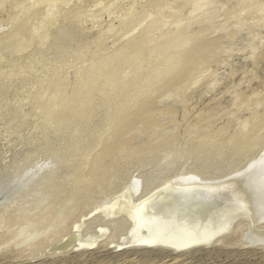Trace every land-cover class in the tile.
I'll list each match as a JSON object with an SVG mask.
<instances>
[{
    "label": "rangeland",
    "instance_id": "rangeland-1",
    "mask_svg": "<svg viewBox=\"0 0 264 264\" xmlns=\"http://www.w3.org/2000/svg\"><path fill=\"white\" fill-rule=\"evenodd\" d=\"M9 1L10 0H0V15H1L0 18H2V20H4V18H5L4 24H0V26H1L0 32L1 33H2V31H5L4 29H6V27H7V29H6L7 31L11 27V25L9 26V23L6 19L7 15H9L11 13V11H10L11 7L8 6V5H10V4H8ZM44 1L46 2L45 4H44ZM51 1H53V0H39V1L38 0H35V1L31 0V4L33 3L32 5L35 6V7H32V9H37L38 7H41V8L46 7V9H47L48 7H50L49 9H55V11L58 12L59 15L63 11L64 12L66 11L65 14L67 15L69 13L68 11L72 10V13H73V11H75L76 13H75V15L70 13V16L71 17L74 16L73 18H75V16L77 18V16H78L79 21L73 20V19H71V17H70V20L64 19V16L66 17V15H64V13H62V15H60V16L64 15L61 18L59 15L57 16L56 12L54 11L56 14V17L55 16H54V18L52 16H51L52 18L47 17V18H45L46 20L44 19V21L41 22V24L35 25L36 27L34 26L35 28H37V26L42 25V27L41 26L38 27V28H40V30H44V28H43V26H44L45 29H47L48 34L39 35L40 37L36 35L38 38L36 37V39L34 38L33 41L26 42V44L28 43L27 45H29V47H28L29 50L37 49L38 47L39 48L42 47L41 49L47 48L46 50H43V51H46V52H44V56H45V53L49 52L48 48H50V50H51L50 53L46 54L47 55L46 63H47V60L52 59L53 55H54L53 59H55L56 52L57 53L59 52V49L62 47L61 46L62 44L57 49H56V47L53 48L52 46H54L56 44L59 45V43L61 41H62L61 43H63V45H64V47H62L61 50L68 51L66 53V56H67V54H68V56H71L72 52L75 51V50H73V48L77 49L79 45L82 46V44L85 43L86 46L87 45L90 46V50L88 51L89 54L86 53L87 55H84L83 57H81V59L78 60L79 62H77L78 64L71 66V68H70V66H68L67 68L65 67L66 68L65 69V74H66L65 80L68 81V82H66L64 80L65 81L64 84L67 86V87H65L66 88L65 92H69V93H67L68 97H69V94H70V97H72V99L69 97L71 99L70 101L73 102V99H75L74 104L76 103V99L78 100V98L82 99V100L87 98L86 91L81 92L77 95L75 94V88L77 85L75 83L78 82V79L80 78V76L86 70L89 71L92 68V66H93L92 64H93V62L95 63L97 58L100 60H104L103 58H106V56L109 57V55L111 56V54L114 55V54L120 52V50H122L123 47H125L127 42H130L132 40L133 41H135V39L137 41H139L138 39L147 40V38H145V37L148 36V39H149V36H151L150 40L152 42V45L155 46V44H157V42L167 40V39H169V40L175 39L177 34H179L181 31L184 32L186 30L185 32L190 34L189 32H191V28H192V31L194 30L193 32H195V30L197 32V30L198 29L201 30L203 26H205V27L208 26L209 28L208 27L206 28L208 32H206V30L202 31L203 33L204 32L206 33V34H204L205 37H204V35L202 36L204 41H206V42H204V41L203 42H204V45L206 43L205 47H210L209 44L212 43L210 45H212L211 48H214V49L210 50V48H209V50H208V48H207V51H212V52H210L211 54L209 52H207V53H209V55L207 53H205L206 49L204 50L205 52L203 51L205 54L202 53V55L203 54L204 55L203 56L201 55V57L202 58L206 57V58L203 59L204 61L202 60L201 57H200L201 59L199 58L197 60V63L200 60L199 62H202L201 64H203V65L201 66V64H200L201 67L199 65L198 66L196 65V69H193V68H195V65L192 67V69L189 72V74L191 73V75L189 76V74H188L189 78L187 79V76L184 78V81L187 79L186 81L188 83L183 82V80H182V82L185 84V85H183V83L180 82V84L182 83L183 87H182V85H179V83H178V85L176 87H179V86H181V87L173 88L172 92L169 89V92H167V93H166L167 89H165V91H163V94L164 93L165 94L163 95L162 90H161V92L159 90L160 89L159 86L161 85V83L163 82V84H164V81H162L161 83H159V86L157 85L159 87V89L156 90V91H159L161 94L159 92H157L158 93V96H157L156 91H154L155 89H157V87L155 89L151 90L150 91L151 94L154 97H155V95H156V97H158V98L155 97L156 102H155V100H152L154 97L151 98L152 101L150 100V96L152 97V95L149 94L150 92L147 93L146 96L145 95L142 96L143 99H141L142 97H139L140 98L139 99L135 95L133 97L132 94L134 93V90H133L134 88H133L131 80L134 77L133 75L136 73V66L134 64H132L135 66V68H134V66H132L131 64H128L130 66L127 65V67L124 69V71L120 72V75L116 78L115 81L109 82L108 84H105V83L99 84V86H98V84H96L93 86V87H95V90H93L92 89L93 87H91L92 90L90 89L91 91L90 90L89 91L92 92V93H90L92 95L91 96L92 104L90 105L91 107L89 108V111H87L86 115H85L86 112L84 113V115L83 114L77 115L76 113L74 114L73 112H77V110L74 107H71L72 109L69 107L70 110L67 109L68 111L65 110V111H67V112H64L65 114L63 113V114L59 115V116H61V118L58 116L59 119H62L61 121H59V119H58L59 122L57 120H55V121H57V125H55L56 123H54V125L50 123L51 125H46L45 131H43V129H42L41 130L42 132L40 130L37 131L34 129V125L37 123V121L41 120L40 115L37 117L36 116H33V117L26 116L27 118L23 117L22 120L19 119L17 121L9 122V124L5 119H1L2 117L0 116V130H1L0 131L1 132L0 133V192L1 191L8 192L9 194H11V196H9V197H11V198L13 197L12 200H11V198L8 199V201L11 200V202L5 201L7 204L4 205L5 202H3L0 205L1 206L0 207V263H1V261H3L4 264H7V263L8 264L9 263L10 264L11 263L12 264H20V263L21 264H31V261H35V260L40 261V262L45 261L43 258L48 256V255L45 256V253L48 250L47 247L43 251L42 256L39 255L40 254L39 252L42 251L45 246H47L46 244H48L49 241L54 239L53 237L58 236L59 233H61V230H65L69 225L71 226V223H72L71 219L72 218H70V215L72 217L75 216V217H73V220L80 218L81 214H83V216H84L93 207V205L95 206L96 203L99 202V199L102 200L103 198H106V196H108L111 192L115 191V189H118L119 186L124 185L126 183V181L128 182L129 180H131L133 178V176H134V178H136L137 176H140L141 174H143V175L146 174L144 172L151 173L154 170H158L160 173L162 171L163 173H161V174L162 175L164 174L163 177L166 176L167 174H165V173H168V170L174 166L172 163H175V162H173L172 159H173V157H175L174 155H176V154L183 157L181 162L179 161V163H176L177 166L180 167V168L178 167V169H183L182 171H184L185 168H186L185 170H188V168H189L188 166L191 167V165L194 163L195 160L198 161V159L201 158L200 156H203V157L204 156L205 157L206 156L207 157L212 156V157H214L213 155L219 156V154H220V157L223 156L222 158L224 159V161H221L222 160L221 159L220 162L225 163L227 157L229 158V160L231 162L233 160V158L230 159L229 156H231V155H229V153L231 154L232 150L236 148L235 145L238 143L237 142L238 138L240 139V138L245 137V136L248 137V135H249V137H251L252 131L253 132H254V130L257 131L258 130L257 127H260L261 124L264 122V0H126V1L125 0H80V1H78V0H65L66 2L64 0H61L60 3L57 2L58 4L56 3V1H53V4H52ZM35 3H38V4H35ZM6 4H7V6H6ZM49 4H50V6H49ZM44 5H47V6L44 7ZM3 6H5V7L3 8ZM9 7H10V10H9ZM7 10L10 12L8 13ZM30 10H31V8H30ZM1 12H3V13H1ZM8 18H9V16H8ZM56 18L57 19L61 18L60 19L61 21L58 20L61 25L56 24V23H58ZM54 19H56L57 22ZM53 20L55 23L50 22ZM6 21H7V23H5ZM69 21H71V23ZM0 22H2V21L0 20ZM67 23H68V25H67ZM52 24H54V26H53L54 28H52ZM80 25L82 27L81 29H80ZM152 25H153V28H152ZM72 26H77L78 34L80 36H79V38H76L77 40H73L74 38L70 39V40L68 39V41H69L68 42L67 40H65V38L67 37V35H65V34H67L68 29L71 28ZM186 26L190 27V29L188 28L189 29L188 31L186 29L187 28ZM61 27H63V29H65V30H63ZM184 27H186V28L183 31ZM41 28H43V29H41ZM58 28L61 29V31ZM49 29H50V32L53 31V33H52L53 35H51V33L49 32ZM178 29H180L181 31L177 32ZM114 31L116 32V34L113 33ZM176 32H177V34H173ZM4 33L5 32H3L2 34H4ZM98 33H99V35H98ZM2 34H0V36ZM57 34L60 37L55 36ZM60 34L62 36L64 35V37L61 38ZM172 34H173V36L174 35H176V36L171 37ZM50 35L57 37L58 40H57V38L52 37V38L57 40V41L55 40L53 42L52 41L53 39L50 38L51 37ZM81 35H83V37ZM100 36H101V38H100ZM103 36H105V37H103ZM91 37L93 38V40L95 42L91 39ZM59 38H61V39H59ZM86 38H87V40L88 39H90V40L85 41ZM158 38H159V40H158ZM78 40H81L80 42H82V41L83 42L80 43ZM50 41H52L51 42L52 44L54 43L51 47L48 46V44H49L48 42H50ZM71 41H74V42H71ZM96 41H97V43H96ZM66 42H68V44H66ZM86 42H87V44H86ZM92 42L96 43V45L97 44L100 45V49L98 48L99 47L98 45L96 46ZM99 42H100V44H99ZM207 42H210V43L208 44ZM51 43H50V45H51ZM78 43H79V45H78ZM91 43H92V45H91ZM101 43H103V44H101ZM32 44H34V45H32ZM24 45H25V43H24ZM31 45L33 47L34 46L35 47L31 48L32 47ZM66 45H68V46H66ZM152 45L150 44V41H149V43H148L149 49L153 48ZM70 46H71V48H70ZM105 46H106V48H105ZM67 47H69V48H67ZM52 48H53V50H52ZM65 48H67V49H65ZM70 50H71V52H70ZM98 50H100V51H98ZM6 52L9 54L8 57L12 58L13 55L11 54V52H8V50H6ZM69 52L71 54H69ZM51 54H53V55H51ZM15 55H17V56H15ZM15 55H14L15 56L14 60H16V59L22 60L21 58H23V56L20 53H15ZM44 58H46V56ZM53 59H52V61H53ZM2 60L3 59L1 58L0 61L2 62ZM10 60H12V59H10ZM6 61H7V59H6ZM52 61H49V62L51 63ZM49 62H48V64H50ZM48 64H47V66H48ZM45 67H46V65H45ZM74 67L76 68V70ZM130 67H132V69ZM5 68H7V67H5ZM39 68L41 69V67L35 66V68L34 67L32 68L33 70H31V72L32 73L38 72L37 70H40ZM68 68L71 70H69ZM4 69H2V70L5 71L6 69L5 70ZM178 69H180L182 71L183 68H181V66H180V68L178 67ZM178 69H177V74H178ZM180 70H179L178 75H180V73L183 72V71L181 72ZM66 72H68V73H66ZM130 74H131V76H129ZM128 76H129V78L131 77L130 80H129V78H127ZM76 78H78V79H76ZM125 81L126 82L128 81V82L126 83ZM123 83H125L126 86L122 85L121 93L120 92L117 93L115 91V89L117 88L116 85L120 86V84H123ZM115 92L117 93L118 96L121 95L120 97L122 99H120V97H118L115 94ZM72 95H74V96H72ZM145 97L146 98L148 97L149 100L151 101V102L148 101V104L151 103V105L153 104L152 106H154V107H151V105H150L149 108H154V109H148L147 111H144V113H143V111L141 112V110H142L141 105L139 106L140 108H138V105H139V103L141 104V102L144 100H145L144 104H142V105H145V102L148 100V98L144 99ZM126 98H128V99H126ZM110 99H112V100H110ZM118 99H119V101H122L120 103L121 105L119 104L120 106L117 104V103H119ZM113 103H115V106ZM136 104H137V107H136ZM148 104L146 102V105H148ZM118 106L119 107L122 106V107L118 108ZM92 111H93V113H92ZM116 111H117V113H116ZM134 111H135V113H133L134 114V116H133V114L131 112H134ZM121 112H122V114H121ZM148 112H151L150 114H152V112H154L153 113L154 116H153V114L151 116H149L150 114ZM67 113H69V114L67 115ZM70 113H72V114L70 115ZM113 113H115V114H113ZM129 113H130V115L131 114L132 115L130 116ZM146 113H148L147 115L149 117H147ZM141 114H143V116H141ZM128 115H129V117H128ZM132 116H133V118L136 117V119L131 118ZM34 117H36V118H34ZM62 117L65 119H63ZM126 117H128V118H126ZM30 119H31V121L34 120V121H32L34 123L30 122ZM137 119H139V120H137ZM24 120H25V122H24ZM124 120H125V122H124ZM132 120L134 122L136 120V122H135L136 125L134 124L133 127H131L133 125ZM5 121H6V123H5ZM19 121H21L22 124ZM75 121H77V122H75ZM80 121H81V123H79ZM121 121L123 123H130V125L131 124L132 125L130 127H128V129L125 128V129H127V131H125L123 129L124 131L121 134L122 136L120 137L121 139L119 140L120 142H118V144H119V146H118V144L115 143V138H113L114 143H112L113 141H112L111 137H113V136L115 137L114 132H117V129H114V128H117L118 127L117 124L120 125ZM138 121H140V122L138 123ZM259 121L260 122L262 121V122L260 123ZM61 122H62V124H61ZM257 122L260 125H258ZM31 123H32V126H31ZM64 123L65 124L67 123V125L70 127L65 125L64 126L65 128L62 129L63 131H61V128L63 127L62 125ZM68 123H70V124H68ZM72 123H73V125H72ZM5 124H7V125L5 126ZM15 124L16 125L20 124V125L16 126ZM52 125L54 126V129L52 128L53 127ZM7 126H9V127H7ZM14 126L17 128L19 127V128L17 129ZM23 126L25 127V129H23L24 128ZM28 126H29V128H28ZM55 126H60L61 127L60 130L56 129L57 127H55ZM86 126H87V128H86ZM10 127H11V129H10ZM47 128L50 130V132ZM51 128H52V130H51ZM78 129L80 131H78ZM83 129H84V131H83ZM86 129H87V132H85ZM46 130H48V131H46ZM53 130H54V132H53ZM113 130H114V132H110ZM57 131L59 132L58 134H57ZM32 132H34V134ZM42 133H43V135H41ZM45 133H46V135H44ZM47 133H50L49 136L47 135ZM109 133H111V134H109ZM254 133H253V135H254ZM18 134H19V136H18ZM24 134H25V136L29 135L28 136L29 138L27 136L25 137ZM36 134L39 135L40 137H43L42 139L40 138L39 142L37 143V146H42L44 148L38 147V152L39 153L41 152V153L40 154L37 153V154H39V155H37L38 157L36 155H35V157L33 156L34 159L31 160V164H30V162L26 164V162L20 160V158L25 159L30 154H32L34 145H32V142H31L32 146L30 145V140L32 139L30 136L31 135L34 136ZM245 134H248V135H245ZM107 135H108V137H109V135H112V136H110L108 138ZM48 137H50V138H48ZM63 137H64V139H63ZM105 137L108 138V140L111 139L110 140L111 142H109V141L107 142V139ZM26 138H27V140H26ZM44 139L46 141H44ZM28 140H29V142H28ZM47 140L48 141L50 140V141L48 142ZM104 140L108 143V145H106L104 143L105 142ZM41 142H43V144L45 143L44 146H43V144H40ZM68 142H70V143L68 144ZM51 143L56 147L51 145ZM58 143L59 144L61 143L62 147ZM64 143H66L65 146H64ZM102 144L104 145V147ZM27 145L30 147H27ZM74 145H75V147H74ZM250 145L251 144H249L247 146L248 149H246L247 147L246 148L244 147L241 150H238L239 146H237L236 149L238 151H242V153L238 152L236 149H235L236 152L235 151L232 152V156L234 157V160H236V162H238L235 165H237L238 167H240L244 164L240 165V163L238 161L240 158H237L238 156L236 157L238 160L235 158L236 153L243 154L244 158L241 157L242 158V161L240 160L241 163L242 162L244 163L245 161H246L245 163H247L249 161L248 157L252 158V156L255 153V152L252 153V151H255V150L253 149L254 147H251L252 145L251 146ZM92 146L94 147V149ZM111 146L116 147V148H113ZM60 147H61V149H60ZM64 147L66 149H64ZM105 147H107L108 150ZM249 147H251L250 150L251 149L252 150H251V152L248 153L247 151H250ZM104 148H105V151H104ZM31 149H32V151H28ZM41 149H43V150H41ZM219 149L221 150V152L218 151ZM48 150H49V152H48ZM83 150H85V151H83ZM93 150L95 152H93ZM110 150H112V151H110ZM42 151H44V152H42ZM50 151H52L53 153ZM55 151H56V153H54ZM57 151H60V154H62V155H60L59 152L57 153ZM72 151H73V154H72ZM80 151H82V152H80ZM62 152L65 153L66 155L63 154ZM66 152L68 153V157H67ZM25 153H27V154L29 153V154L26 155ZM101 153H102V155L100 156ZM250 153L252 154V156L250 155ZM52 154H54V156L55 155L59 156L60 160L58 157L54 158V156ZM107 154H109V155H107ZM42 155L45 157L48 155L46 157L47 159L45 157H43ZM49 155H50V158H49ZM63 155H65L66 157L63 158ZM178 155H176V156H178ZM247 155H250V156H247ZM16 156H18V157H16ZM21 156H23V158ZM39 156L40 157L42 156L41 157L42 161L40 160V162H41L40 165H43L45 162H48V159H51L50 160L51 163H50V161L48 162L50 164L48 166L49 168L46 169L49 173H47L45 170H43V171H45V174L46 173L47 174L46 175L42 174L41 176L39 174V176H38L39 178L36 177L35 178L36 180L35 179L33 180V181H35L34 183L37 186L33 185L34 183H32V185L29 187L30 189L29 188L26 189L28 192L27 193L24 188L22 189L21 186L19 184H17V182L20 181L19 180L20 178L17 179L18 175L16 176V178H14L15 175L17 174L15 171L19 172L18 174L22 175V173H24L22 171L25 170V174H27L26 172L28 170H26L25 168H27V167L29 168V166L31 167V169L36 168L34 163L36 165L39 164V162H38L39 161L38 159L40 158ZM217 157H215V158H217ZM18 158H19V160H18ZM186 158H187V160H186ZM44 159H46V160L44 161ZM97 159H98V161H97ZM183 159H185V160H183ZM218 159H220V158L218 157ZM15 160L18 162L17 164H19L21 162L26 164L25 165V164L21 163V165H20L22 167V169H24V170L21 169L22 171L20 172L19 169L21 167L13 162ZM35 160H37V161H35ZM93 161L96 162V164L94 165V168L92 167L93 166L92 164L94 163ZM188 161H189V163H188ZM56 162H57V164H56ZM97 162H99V163H97ZM166 162H167V164H165ZM230 162H228V163L230 164ZM236 162H234V163H236ZM224 163H222V164H224ZM226 163H227V161H226ZM234 163H231L232 166H234ZM28 164H29V166H27ZM45 164H47V163H45ZM170 164L173 166H170ZM186 164H188V166ZM33 165H34V167H33ZM40 165H39V167H41ZM181 165H182V168H181ZM225 165H228V164H225ZM24 166H25V168H23ZM52 167L53 168L57 167V168L53 169ZM9 169H10V171H9ZM37 169L38 168L35 169L36 172H38V170H39V169L38 170ZM138 169H140V170L138 171ZM178 169H176L177 173L180 171ZM49 170L52 172H50ZM140 171H142V172H140ZM52 173H53V176L52 175L50 176V174H52ZM136 174H138V175H136ZM23 175H22V177H23ZM43 175L46 177H44ZM40 177H42V178H40ZM49 177H50V179H49ZM51 177L56 181L53 180L54 181L53 182L51 180ZM44 178L45 179L48 178V180H51L53 183H56V188L55 187L51 188L50 185L52 183H47L48 180L47 181L42 180ZM86 179H87V182H86ZM80 181L82 182V184ZM40 182H42V184ZM75 182L76 183L80 182L79 184H81L80 185L81 187L78 188L79 184H76ZM44 183H45V185H44ZM62 183H64L67 186V187H65L66 189L63 187L64 184H62ZM86 183L87 184L91 183L90 184L91 186L87 185V186H89V187H87ZM43 185L45 188L43 187ZM73 185H75V186H73ZM76 185H78L77 188H76ZM113 185H114V187H112ZM47 186L50 188H48ZM36 187H38V188H36ZM57 187H58V191L60 190L59 193H57V190H56ZM60 187H63L62 191H61ZM68 187H69V189L67 190ZM116 187H118V188H116ZM16 188L17 189L20 188L19 192H21V190L22 191L24 190V192H21V193L18 192V193H15L16 196H12V193H14L16 191ZM31 188H32V190H31ZM73 188L75 190H77V189L81 190V188H82V190H81L82 192L75 191V190L73 192L71 190ZM51 189H53L54 191L52 192ZM86 189L88 192H90L89 195H88ZM66 190L67 191L70 190L69 192L72 191L73 193H71V194H73L72 196L74 198L69 197L70 193L67 192L68 193L67 194ZM50 192H52V194L55 192L52 196L53 198H51L50 195H52V194H50ZM60 192H62V195H64L63 193H66L68 198H73L74 199L73 203L75 205H73V203L70 202L72 200V199H70L69 201L67 200L70 204L67 203L65 205V203H63L67 207L69 204V208L64 206L66 209L65 208L63 209V206L61 207V205H57L59 207L56 206L57 211H55L56 210V209H54L55 206H52V205L53 204L56 205V203H53L52 205H50V204L52 203V201L56 202L55 199L57 200V198L59 196H62V195H59ZM77 192L78 193L80 192L79 194L82 193V195H80L79 198H78L79 195H77L78 194ZM15 194H13V195H15ZM83 195H85V196L88 195L90 198L88 196L86 198ZM17 197H19V200ZM23 197H25V198H23ZM46 197H49V198L44 199ZM54 197H56V198L54 199ZM75 197L78 199H75ZM81 197H85L84 198L85 201L84 200L82 201ZM50 198H51V200L53 199L51 201V203L47 202V200L50 201L49 200ZM91 198H92V200H91ZM43 199H44V201L46 200V204L48 203L49 206L52 207V209L55 211V213H53L54 211H52V209H50L49 206H48V208L50 209V211H48L49 209L47 207L43 206V203H42ZM74 201L75 202L76 201H79V202L82 201V202L81 203H79V202L75 203ZM91 201H93V202H91ZM95 201H97V202H95ZM12 202H14V204ZM71 204L73 205L74 208L72 207ZM76 204H78V205L76 206ZM2 205H4V206H2ZM6 205L8 206V208ZM70 205L73 208L75 215H73L74 212H73L72 208L70 207ZM40 206L43 207V210L45 208H47V211L45 209V211L47 212L46 213L47 215H48V212L51 215L50 212L52 211V214L54 216H56L57 215L56 213H58V210L59 211L61 210L58 214H60V213H62V214H60L59 216L57 215L56 218L54 217L53 219H55V220L50 218L51 216L48 215L49 218L47 219V221H46V219L44 221V219L42 218L43 216L42 217L40 216V218L43 219L44 225H46V224L50 225L51 224V226H49V225L44 226L41 223L42 219L40 222L39 216H32V215H35L36 213H37V215L42 214L43 212H44L43 213L44 217L47 216L45 214V211H43V210H42V212L40 211L42 209V208L40 209ZM22 207L24 210L22 209ZM69 209L72 210V212H73L72 214H71V211ZM65 211L67 213L69 212L70 215L67 214V217L69 216L68 218H70V219L68 221L69 223L64 222L67 225L63 223V225L67 226V227L62 226V229H61V227H60L61 224L59 226L58 223H61V220H62L61 218H64L66 216ZM14 214L15 215L20 214V216H18V217H20L19 221L21 224L18 222L17 227L14 224L18 221V218L17 219L14 218L15 217ZM21 215H22L23 219H24V217L25 218L29 217V218H27L28 220L31 218V220H29V221H31V225H28V223H30V222L27 219H25V223L27 222L26 225H25V223H22ZM28 215L34 217V220L32 217H30ZM35 217H37L36 219L39 220L38 226H36L37 223L34 224V222H33L36 220ZM1 219H4V220H1ZM15 219H16V221H15ZM51 219H52V221H51ZM56 219H57V221H56ZM13 221L15 222L14 224H13ZM23 222H24V220H23ZM39 222L43 226H41ZM53 222H55V224H53ZM258 223H256V222L252 223V224L249 223L248 225L243 226L244 228H241V230L238 234L232 235L230 238L225 240V242H220L219 245H218V243H216L217 245L214 244L215 246L213 245V247L210 246V247H206V249L199 250V252L198 251L193 252L191 255H188L184 258L185 263L189 264L190 263L189 261H192L190 264H203V263L204 264H206V263L207 264H212V263L213 264H233V263L234 264H236V263L237 264H239V263L240 264L241 263L242 264H250V263L251 264L252 263L253 264L254 263L260 264L261 263L262 264V263H264V249H261L263 247L260 246L259 248H256V247L254 248V247H252L251 244H249V245H251V247H250L247 244V242L245 244V240H244V234H246V231L248 233V231L251 228H253L254 226H256ZM11 224H13L15 227L14 226L12 227ZM22 224H24V226H22ZM32 225H34V226H32ZM56 225L58 226V230H57ZM259 225H260V223H259ZM47 226H49L50 228H48ZM11 227L13 229H15V228L16 229L14 231H12L13 229ZM51 227L52 228L54 227L56 230L54 228L51 229ZM38 228H40V229H38ZM42 228L43 229L48 228L50 230L48 231V233H46L48 229L47 230L45 229L46 231L41 233V230H43ZM244 229H247V230H244ZM51 230H53V231L55 230L57 233L53 232V231L51 232ZM49 232H50V234H49ZM42 234L46 235V236H50L51 234H54L55 236L52 235L53 237L50 236L49 237L50 239H49V238H46V236H43ZM47 234H49V235H47ZM29 235H30V237H29ZM36 236L37 237L41 236V237L37 238ZM31 237L34 238V241L35 240H38V241H35V243L31 242L32 241V240L30 241ZM46 239H48L47 240L48 242L46 241ZM27 240L32 244H30V243L28 244ZM39 240L46 243L45 246H44V243L40 242ZM36 242L37 243L39 242V245L43 243L41 245L42 249H40L41 247ZM34 247H36V249ZM30 248L31 249L34 248L35 250L34 249L31 250ZM39 249H40V251H39ZM99 250H98L99 253L97 251H95L93 253L92 252L87 253L89 255L93 254L91 257L89 255H87L86 253H84V255L83 254H78V255L72 254V255L67 256L65 258V260L63 258V259H57V261L62 260V262L64 264H72L73 262H75L73 264H78L80 261L85 262V263L81 262L80 264H88L89 261L91 262V260H92V262L89 264H95V263L98 264L99 261H100L99 264H111V263L112 264H115V263L116 264H118V263H121V264H125V263H127V264H136V263L137 264H140V263L141 264H149L150 263V264H152L153 263L154 264L156 262H160V260L163 258V254H161L162 255L161 256L160 253L156 254V252H152V253L150 252L151 254L148 253L150 255V257H149V255L147 256L146 253H144V256H143V252H137V253H135V252L130 253L129 252L128 253L129 255L127 253L118 255L116 253H118L119 251H114V248L110 249V247L104 248V249H99ZM32 252H34V254ZM48 252H49V250H48ZM114 252H116V253H114ZM95 255L99 259V261H96V260H98L96 257L94 259ZM114 255H117V256L114 257ZM193 255H194V257H193ZM39 256L43 260H40ZM104 256H105V258L103 259ZM123 256H124V258H123ZM145 256L148 258H146ZM154 256L155 257L159 256V257L157 259ZM75 258H77V263L75 261L76 260ZM87 258H90V259H87ZM91 258H93V259H91ZM119 258L120 259L122 258V259L120 260ZM141 258L143 259L144 262H142ZM72 259H73V261H72ZM100 259H102V260H100ZM114 259H115V261H114ZM149 260H150V262H147ZM101 261L102 262L104 261L105 263H102ZM151 261H153V262L151 263ZM106 262H108V263H106Z\"/></svg>",
    "mask_w": 264,
    "mask_h": 264
},
{
    "label": "bare ground",
    "instance_id": "bare-ground-1",
    "mask_svg": "<svg viewBox=\"0 0 264 264\" xmlns=\"http://www.w3.org/2000/svg\"><path fill=\"white\" fill-rule=\"evenodd\" d=\"M32 1H35V0H32ZM53 1H56V3L57 2L60 3L61 0H53ZM53 1H51L52 4H53ZM78 1H80V0H78ZM45 3L46 2L44 1V4ZM8 4H10L8 6L11 7V10H10V7H9V10L11 11V13L9 15H7L6 19H7L8 23H9V26L11 25V27H10V29H8V31L6 30L7 29V27H6V29H4L5 31H2V33L5 32L4 34H2L0 32V34H2L0 36V57L3 59L2 62L0 61L1 62L0 63V68H1L0 69V116L2 117L1 119H5L8 122V124H9V122L17 121L19 119L22 120L23 117H26V116H29V117L36 116L37 117V116L40 115L41 120L37 121V123L34 125V129L37 130V131L38 130L41 131L42 129H43V131H45L46 125H51V124L54 125V123H56L55 125H57V121H58L59 117L61 118V116H59V115L63 114L64 112H67L68 111L67 109L70 110L71 107H74L77 110V112H73L74 114L76 113L77 115H81V114L84 115V113L86 112L85 113V115H86L87 111H89V108L91 107L90 105L92 104V100H91V96L92 95L90 94L92 92H90V91L92 89L95 90V87H93V86L96 85V84H98V86H99V84H104V83L108 84L109 82L115 81L116 78L120 75V72H123L128 64H131V65L134 64L136 66V73L133 75L134 77L131 80L133 88H134L133 89L134 93L133 92H132L133 94L131 93L133 95V97H134V95L136 97H138V98L142 97L144 95L146 96L147 93H149L151 90L155 89L156 87H157V89H155L154 91L158 90L159 87H160L159 90H160V92L162 90V94H163V91H165V89H167L166 93L169 92V89L172 92L173 88H175L178 85V83H179V85H182L183 82H187L186 80L189 78L188 74H189L190 70L192 69V67L195 65V68H193V69H196V65L200 66V64L202 63V62H199L200 61L199 60L198 61L199 64H198L197 60L201 57L202 53L205 52L204 50L206 49L205 53H207V52L210 53L212 51H207V48H208V50H209V48H210V50L214 49V48H211L212 45H210V44H212V43H210V42H207L208 44L210 43L209 44L210 47H205L206 43L204 45V42H206V41H204L202 36L204 34H206V33L205 32L203 33L202 31L206 30V32H208L207 29H206L208 26H206V27L203 26L205 29L202 27V29L201 28H200L201 30L198 29L199 31L197 30V32H196V30H195V32H193L194 30L192 31V28H191V32L192 33L189 32L190 34L185 32L186 31L185 30L186 27H187L186 28L187 31L190 29V27H188V26L184 27V29H183V31L185 30L184 32H182L180 29H178L177 32H180V31L181 32L179 34H177V32L173 33V34H177V36L176 35L173 36V34L171 36V37H175L176 36L175 39H172V40H169V39L163 40L162 39L163 41L157 42V44H155V46L152 45V42L150 40L151 36H149V39H148V36H146L145 38H147V40H145V39H138L139 41H137L136 39H135V41L132 40L133 42L132 41L127 42L125 47H123V49L120 50V52H118V53H116L114 55L111 54V56L109 55V57L106 56V58H103L104 60H100V59L97 58L98 60L96 59L95 63L93 62V64H92L93 66H92V68L89 71L88 70H86L85 72L83 71L84 73L80 76V78L79 79L76 78V79H78V82L75 83V84H77L76 88H75V94L77 95V94H79L81 92L86 91L87 98H85L84 100L78 98V100L76 99V103L74 104V102H75L74 100L75 99H73V102L70 101L72 99V97H70V94H69V97L71 98L70 99L68 97V94H67L69 92H65L66 91L65 87H67V86L64 83H65V81L68 82L67 80H65V78H66L65 77L66 76L65 69L68 66H70V68H71V66H74L75 64H78L77 63V62H79L78 60H80L81 57H83L84 55H87L86 53H88V51L90 50V46H88V45L86 46L85 43L82 44V46H80L79 43H78V45H79V46L77 45L78 48L77 49L73 48V50H75V51L72 50L73 51L72 54L70 53L71 52V50H70L69 54H71V56H68V54H67V56H68L67 57L66 53L68 51L61 50V48L64 47L63 43H61L62 41L59 43V45H57L55 43L56 45L52 46L54 43L52 44L51 42L52 41L54 42L56 40L54 38H57V37H60V36L58 34L55 35L57 37L51 36V35H53L52 34L53 31L51 30L52 32H50V29H51L50 28L49 29V32L51 33V35H50L51 37L50 38L53 39V40L48 42L49 44L47 43L48 46H50V47L52 46L53 48L56 47V49H57L62 44L61 45L62 47L59 49L58 53L56 52L55 59H53L54 55L51 54V55H53L52 56L53 61H52V59L51 60H47V63H46V59H47V55L46 54L50 53V51H51L50 48H48L49 52L45 53L46 58H44L45 57L44 56V52H46V51H43V50H46L47 48L46 49L45 48L41 49L42 47L39 48L37 46L38 47V48L36 47L37 49L29 50V48H28L29 45H27L28 43L26 44V42L33 41L34 38L36 39V37L39 36V35L48 34L47 33V29H45L44 26H43L44 30H40V28H38V27H40V26L42 27V25L37 26L38 29L35 28L36 27L35 25L41 24V22L44 21V19L47 18V17H51L52 16L54 18V16L56 17V14L58 16L59 15L58 12H56L55 9H49L50 7H48L46 9L45 6H47V5H44L45 8L38 7L37 9H32V7H35V6L32 5L33 3L31 4V0H10ZM35 4H38V3H35ZM6 6H7V4H6ZM49 6H50V4H49ZM4 7L5 6H3V8ZM30 8H31V10H30ZM10 11H8V13ZM54 11L56 12V14H55ZM65 12L63 11L62 13H64V15H66ZM68 12H69L68 13L69 15L67 14L66 17L64 15L63 16H64V19H69L70 20V17H71L70 13L75 15L76 12L73 11V13H72V10L71 11L69 10ZM1 13H3V12H1ZM62 13L60 15H62ZM8 16H9V18H8ZM63 16H60V17L62 18ZM0 17H1V15H0ZM73 17H71V19L78 20V16H77V18H76V16H75V18H73ZM61 18H59V19L56 18V19L58 21ZM56 19H54V20L56 21ZM0 20L2 21V22H0V24H4L5 18H4V20H2V18H0ZM54 20L50 21V22L53 23ZM7 21L5 23H7ZM71 21H69V22L71 23ZM56 24H60L59 21ZM67 25H68V23H67ZM53 26H54V24H52V28H54ZM0 28H1V26H0ZM43 28H41V29H43ZM61 28L63 29V27H61ZM81 28L82 27L80 25V29ZM152 28H153V25H152ZM59 30L61 31V29H59ZM63 30H65V29H63ZM113 33L116 34L115 31ZM65 35H67V37L65 38V40H67V41H68V39L70 40V39H73V38H74L73 40H77L76 38H79V36H80L78 34L77 26H72L71 28H69L68 31H67V34H65ZM98 35H99V33H98ZM81 36L83 37V35H81ZM52 37H54V38H52ZM62 37H64V35L63 36L61 35V38ZM103 37H105V36H103ZM204 37H205V35H204ZM61 38H59V39H61ZM100 38H101V36H100ZM91 39L93 40L92 37H91ZM57 40H58V38H57ZM88 40H90V39H88ZM88 40L86 38L85 41H88ZM158 40H159V38H158ZM78 41L80 42L81 40H78ZM149 41H150V44L153 46V48H151V49H149V46H148ZM68 42H66V44H68ZM71 42H74V41H71ZM82 42H80V43H82ZM94 42H92V43H94ZM24 43H25V45H24ZM50 43H51V45H50ZM92 43H91V45H92ZM96 43H97V41H96ZM96 43H94V45H96ZM86 44H87V42H86ZM99 44H100V42H99ZM101 44H103V43H101ZM32 45H34V44H32ZM66 46H68V45H66ZM98 46H99L98 48L100 49V45H98ZM34 47L32 46L31 48H34ZM53 48H52V50H53ZM67 48H69V47H67ZM67 48H65V49H67ZM70 48H71V46H70ZM105 48H106V46H105ZM6 50H8V52H11V54L13 56L15 55V53H20L23 56V58H21L22 60H17V59L14 60L15 56H17V55H15L14 57L12 56V58H9L8 57L9 54L6 52ZM98 51H100V50H98ZM209 53H207V54L209 55ZM205 58L206 57L202 58V60L205 59ZM6 59H7L8 62L6 61ZM10 59H12V60H10ZM49 61H52V62L50 63ZM48 62L50 64H48ZM47 64H48V66H47ZM45 65H46V67H45ZM134 65H132V66H134ZM202 65L203 64H201V66ZM35 66L36 67H41V69L39 68L40 70H37L38 72L32 73L31 70H33L32 68L33 67L35 68ZM128 66H130V65H128ZM135 66H134V68H135ZM180 66H181V68H183L182 69L183 72L180 69H178V67L180 68ZM5 67H7V68H5ZM130 68L132 69V67H130ZM2 69H4L5 71H3ZM177 69H178V74H179V70L182 72V73H180V75L177 74ZM69 70H71V69H69ZM75 70H76V68H75ZM66 73H68V72H66ZM190 75H191V73L189 74V76ZM129 76H131V74ZM129 76L127 78H129ZM186 76H187V79L184 81V78ZM130 78H129V80H130ZM182 80H183V82H182ZM162 81H164V84H163ZM180 82H182V83L180 84ZM159 83H161L160 86H159ZM122 85L126 86L125 83L120 84V86L116 85L117 88L115 89V91L117 93H119V92L121 93ZM183 85H185V84L183 83ZM183 85H182V87H183ZM91 87H93V88L91 89ZM179 87H181V86H179ZM179 87H176V88H179ZM116 92H115V94L117 95ZM157 92H159V91H156V93ZM149 94L152 95L151 92ZM72 96H74V95H72ZM120 96H118V97H120ZM157 96H158V93H157ZM153 97H154L153 95H152V97L150 96V100ZM155 97H156V95H155ZM155 97L152 100H155V102H156ZM147 98L145 97L144 99H147ZM156 98H158V97H156ZM120 99H122V98L120 97ZM126 99H128V98H126ZM141 99H143V97ZM110 100H112V99H110ZM150 100L148 98V100L146 101L147 104H148V101L149 102L152 101V100L151 101ZM118 101H119V99H118ZM144 101H142L141 104L139 103V105H138V108H140L139 107L140 105L142 107L141 108L142 109L141 112L143 111V113H144V111H147L148 109H154V108H149L151 103L146 105V102H145V105H142V104H144ZM121 102L122 101H119V103H117V104L119 105ZM113 104L115 106V103H113ZM152 105H151V107H154ZM119 106H118V108L122 107V106L121 107H119ZM136 107H137V104H136ZM65 110H67V111H65ZM93 111H92V113H93ZM116 113H117V111H116ZM131 113L133 114V113H135V111L131 112ZM148 113L150 114L151 112H148ZM148 113H146V115ZM153 113L154 112H152V114ZM68 114L69 113H67V115ZM71 114L72 113H70V115ZM113 114H115V113H113ZM121 114H122V112H121ZM152 114H150L149 116H151ZM129 115H130V113H129ZM129 115H128V117H129ZM133 116H134V114H133ZM133 116L131 118H133ZM141 116H143V114H141ZM149 116L147 115V117H149ZM153 116H154V114H153ZM36 117H34V118H36ZM128 117H126V118H128ZM63 119H65V118H63ZM133 119H136V117H134ZM139 119H137V120H139ZM55 120H57V121H55ZM61 120L62 119H59V121H61ZM125 120H124V122H125ZM6 121H5V123H6ZM32 121H34V120H32ZM32 121L30 119V122H32ZM19 122L21 123V121H19ZM24 122H25V120H24ZM62 122H61V124H62ZM75 122H77V121H75ZM132 122H133V125L131 124L132 126L130 125V123H123L121 121L120 125L117 124V126H118L117 128L113 127L114 129H117V132H114V130L110 131V132H114L115 133V137L114 136L111 137L112 141H113V138H115V143L118 144V142H120L119 140L121 139L120 137L122 136L121 135L122 132L124 130L127 131L128 127H130V126L133 127L135 122H136V120H135V122L132 120ZM139 122L140 121H138V123ZM32 123H34V122H32ZM32 123H31V126H32ZM73 123H72V125H73ZM79 123H81V121ZM68 124H70V123H68ZM257 124L260 125L258 122H257ZM263 124H264V122L261 124L260 127H257L258 130L255 128L257 130V131L254 130L255 133L252 131V136L251 137H249L248 134H245V135H248L249 138L247 136H245V135H244L245 137H242L240 139L238 138V140H237L238 143L236 142L237 144L235 145L236 148H237V146H239L238 150H241L244 147L246 148L249 144H251L252 146L251 145L250 146L254 147L253 149L255 150V151H252V153L255 152L253 156L250 153L252 158L248 157L249 161L247 163H245L246 161L244 163L243 162L241 163L240 160L242 161V158H244V156H243V154H240V153H242V151H238L235 148L238 152H240V153H236V156L234 155L235 158L238 156L237 158H240V159L239 160L237 158L236 159L239 161L240 165L244 164V165H242L240 167L235 165L238 162H236V160H234V157L232 156V152L233 151L236 152L235 149L232 150L231 154L229 153V155L232 156V157L231 156H229V157H230V159L233 158V160H232L233 162L232 161L230 162L228 157H227L228 160L226 159L227 163H226V161H225V163L224 162H220L221 159H222L221 161H224V159L222 158L223 156L220 157L219 153H218L219 156L218 155L217 156L220 159H218V157L215 156V155H213L214 157H212V156H209V157L200 156L201 157V158H199L200 160L198 159V161L195 160L194 163L192 162L193 164L191 165V167L188 166V164H186L189 168H188V170H185L186 169L185 168L184 171H182L183 169H178L179 166H177V164H176V163H179V161L181 162L183 157H181L180 155L176 154L178 156L174 155L175 157H173V159H172L173 162H175V163H172L174 166L170 164V166H173V167L168 170V173H165V174H167L166 176L163 177L164 174L163 175L161 174L163 172L161 171V173H160L158 170H154L151 173L144 172L146 174H144V175L141 174L140 176H137L136 178H134V176H133V178L131 180H129L128 182L126 181V183L124 185L119 186V188L116 187L118 189H115V191L111 192L108 196H106V198H103L102 200L99 199V202L96 203L95 206L93 205V207L84 216H83V214H81L82 217L80 216V218H78L76 220H73V217H75V216L72 217L69 214V212L67 213L65 211L66 212V216L64 218H61L62 219L61 223H58V222L57 223H58L59 226L61 224L60 227L62 229V226H64L63 223L64 222L67 223L69 221V219L72 218L71 219L72 220L71 221L72 222L71 226L70 225H69L70 227L69 226L68 227L64 226V227H67V228L65 230H61V233H59V235L57 234L58 236H55L54 234H51L50 235L51 237H53V236H55V237H53L54 239L51 238L52 240L49 241L48 244H46L43 241L39 240L40 242L44 243V246H45V244L47 245L45 247L43 246L44 249L42 251H40V249H42L41 245L43 243L39 245V242L38 243L36 242L41 247L39 249V251H40L39 255H41V256L43 255V251L46 249V247L49 250V252L47 250V252L45 253V256L48 255L45 258H43L45 261L40 262V261H36L35 260V261H31V264H64L62 262V260L61 261H57V259H63L64 258V260H65V258L67 256L72 255V254L73 255L74 254H77V255L78 254H83L84 255V253L87 254L89 252H92V253L95 252V251L98 252L99 249H104V248H109V247H110V249L114 248V251H119L118 253L114 252V253H116L118 255L124 254V253L128 254L129 252L130 253H132V252H135V253L143 252V256H144V253H146L147 256H148L149 255L148 253H150V252L151 253L152 252H156V254L160 253V255L163 254V258L160 260V262H156L155 261L156 263H154V264H187V263H185V260H184V258L186 256L191 255L193 252H196V251L199 252V250H201V249H206V247H210V246L213 247V245L216 244V243H218V245H219L220 242H225V240L230 238L232 235L238 234L240 232L241 228H244L243 226L248 225L249 223L252 224V223H255V222L256 223L259 222L260 225L258 223L256 226L251 228L248 231V233L246 231V234H244L245 244L247 242L248 245L251 244L252 247H254V248L255 247L259 248L261 246V247H263L261 249H264V125ZM6 125L7 124H5V126ZM19 125L20 124H18L16 126H19ZM65 125H67V123L66 124L64 123L62 125L63 126L62 128L60 127L61 125L60 126H55V127H57L56 129H59V130L61 128V131H63L62 129L65 128L64 127ZM7 127H9V126H7ZM68 127H70V126H68ZM15 128H17V127H15ZM28 128H29V126H28ZM52 128L54 129V126ZM52 128H51V130H52ZM86 128H87V126H86ZM125 128H127V129H125ZM10 129H11V127H10ZM23 129H25V127ZM48 130H46V131H48ZM78 131H80V130L78 129ZM83 131H84V129H83ZM49 132H50V130H49ZM53 132H54V130H53ZM85 132H87V129H86ZM32 133L34 134V132H32ZM58 133L59 132L57 131V134ZM253 133H254V135H253ZM49 134L50 133H47L48 136H49ZM109 134H111V133H109ZM41 135H43V133ZM44 135H46V133ZM112 135H109V137L112 136ZM18 136H19V134H18ZM24 136H25V134H24ZM26 136L28 137L29 135H26ZM30 137L32 138L30 140V145H31V142H32V145H34L33 146V152H32V154H30L25 159H21L20 158V160L25 161L26 164L29 163V162L31 164V160L34 159L33 156L35 157V155L37 156V155H39L41 153V152L40 153L38 152V147L44 148L42 146H37V143L39 142L40 138L42 139L43 137H40L37 134L34 135V136L31 135ZM107 137H108V135H107ZM48 138H50V137H48ZM108 138H106L107 142L108 141L111 142L110 141L111 139L108 140ZM63 139H64V137H63ZM26 140H27V138H26ZM44 141H46V140L44 139ZM28 142H29V140H28ZM107 142L105 141L104 143L106 145H108ZM69 143L70 142H68V144ZM112 143H114V141ZM40 144H43V142H41ZM44 144H43V146H44ZM28 145H27V147H30ZM51 145H53V144L51 143ZM59 145L62 147L61 143ZM65 145H66V143H64V146ZM118 146H119V144H118ZM54 147H56V146H54ZM61 147H60V149H61ZM74 147H75V145H74ZM103 147H104V145H103ZM111 147H113V146H111ZM251 147H249V150H250ZM105 148H107V147H105ZM105 148H104V151H105ZM113 148H116V147H113ZM64 149H66V148L64 147ZM93 149H94V147H93ZM246 149H248V147ZM41 150H43V149H41ZM107 150H108V148H107ZM251 150L247 151V152L249 153V152H251ZM28 151H32V149L28 150ZM44 151H42V152H44ZM83 151H85V150H83ZM110 151H112V150H110ZM218 151L221 152L220 149ZM48 152H49V150H48ZM50 152H52V151H50ZM58 152L60 154V151H57V153ZM80 152H82V151H80ZM93 152H95V151L93 150ZM37 153H39V154H37ZM54 153H56V151ZM25 154L28 155L29 153L28 154L25 153ZM63 154H65V153H63ZM72 154H73V151H72ZM52 155L54 156V154H52ZM60 155H62V154H60ZM65 155H63V158L66 157ZM101 155H102V153L100 154V156ZM107 155H109V154H107ZM250 155H247V156H250ZM16 157H18V156H16ZM21 157L23 158V156H21ZM41 157L39 159L37 158L39 160L38 161L39 162L38 165H36L34 163L36 168L39 169V170L37 169L38 172H36V170H35L36 168L31 169L29 164L27 166H29L30 169L27 166L26 167L28 169L25 168V166L23 167L26 170H28L26 172L27 174H25V170L22 169V167L20 166L22 162L17 164L18 162L16 160L13 161L14 163H16L17 165H19L21 167L19 169L20 172L22 170H24V171H22V172H24V173H22V175L24 174L23 177H22L21 174H18L19 172H17V171H15L17 174L14 177V178H16L17 175L19 176V177L17 176V179L20 178L19 179L20 181L17 182V184H19L22 189L24 188L26 190L27 188H29L32 185V183L35 182L33 180L36 177H38L39 174L41 176L42 174H45V171L47 173H49L46 169L49 168L48 166L50 164L48 162L51 159H48V162H45L47 164L44 163L43 165H40ZM43 157H45V156H43ZM55 157L59 158V156H56V155L54 156V158ZM67 157H68V153H67ZM215 157H217V158H215ZM49 158H50V155H49ZM46 159H44V161ZM18 160H19V158H18ZM59 160H60V158H59ZM183 160H185V159H183ZM186 160H187V158H186ZM35 161H37V160H35ZM95 161H93L94 163L92 164L93 168H94V165L96 164ZM97 161H98V159H97ZM228 162H230V164ZM234 162H236V163H234ZM50 163H51V161H50ZM97 163H99V162H97ZM188 163H189V161H188ZM222 163H224V164H222ZM231 163H234L235 167L232 166ZM22 164H25V163H22ZM56 164H57V162H56ZM165 164H167V162ZM225 164H228V165H225ZM34 165H33V167H34ZM39 165L41 167H39ZM54 168H57V167H54ZM181 168H182V165H181ZM176 169H178L180 171L177 173ZM43 170H45V171H43ZM139 170L140 169H138V171ZM9 171H10V169H9ZM50 172H52V171H50ZM140 172H142V171H140ZM51 175L53 176V173L50 174V176ZM136 175H138V174H136ZM44 177H46V176H44ZM40 178H42V177H40ZM49 179H50V177H49ZM42 180H44V181L46 180L47 181L48 178H46V179L44 178ZM51 180L53 181L54 179L51 177ZM51 180H48L47 183H52L50 185L51 188L52 187L56 188V183H53L56 180H54L53 182ZM86 182H87V179H86ZM40 183L42 184V182H40ZM79 183H76V184H79ZM62 184H64V183H62ZM81 184H82V182H81ZM81 184H79L78 188L81 187L80 186ZM90 184L91 183H89V184L86 183V186L87 185L91 186ZM33 185H36V184L34 183ZM44 185H45V183H44ZM44 185H43V187H44ZM73 186H75V185H73ZM77 186L78 185H76V188H77ZM89 186H87V187H89ZM63 187L65 188L67 186L64 184ZM63 187H60L61 191H62ZM112 187H114V185ZM36 188H38V187H36ZM48 188H50V187H48ZM68 189H69V187L67 188V190ZM19 190H20V188H18V189L16 188V191L14 193H12V196H16L15 193H18ZM31 190H32V188H31ZM51 190H52V192L54 191L53 189H51ZM56 190H57V193H59L60 190L58 191V187H57ZM67 190H66V193L70 191V190L69 191H67ZM71 190L74 192L75 189L73 188ZM81 190H82V188H81ZM81 190L77 189L75 191L82 192ZM72 191L69 192L70 193L69 197H73L72 196L73 194H71V193H73ZM86 191H87V189H86ZM21 192H24V190L23 191L21 190ZM21 192H19V193H21ZM26 192H27V190H26ZM52 192H50V194H52ZM66 193H63L64 195H62V192H60L59 195H62V196H59L57 194L59 196L57 198V200L55 199L56 197H54L56 202H53L52 201L53 199L51 200V198H53L52 197L53 194L50 195L51 196V198L49 199L50 201L47 200V202L51 203V201H52V203L50 205H52L53 203H56V205L55 204L52 205V206H55L54 207V209H56L55 211H57V207H59L57 205H61V207L63 206V209L65 207H67L65 205L67 203H69L68 201L70 199H72L70 202L73 203V200H74L73 198L74 197L73 198H68ZM79 193L77 194V195H79L78 198L80 197V195H82V193L81 194H79ZM87 193L89 195L90 192L87 191ZM13 194H15V195H13ZM85 195H83V196H85ZM9 196H11V194H9L8 192L1 191L0 192V205L3 202H5V201L7 202L8 199L11 198ZM87 196H85V197L87 198ZM49 197H46L44 199H48ZM85 197H81V200L85 201V199H84ZM12 198H11V200H12ZM17 198L19 200V197H17ZM23 198H25V197H23ZM78 198L75 197V199H78ZM44 199H43V202H42L43 206L48 208L49 204L48 203L46 204V200L44 201ZM11 200H9L8 202H11ZM91 200H92V198H91ZM82 201H80V202L76 201V202L81 203ZM6 202L4 203V205L7 204ZM14 202H12V203L14 204ZM91 202H93V201H91ZM95 202H97V201H95ZM63 203H65V205ZM69 204H68L67 208H69ZM78 204H76V206ZM4 205H2V206H4ZM71 205H70V207H71ZM73 205H75V204L73 203ZM73 205H72V207H73ZM7 208H8V206H7ZM47 208H45L46 211H47ZM49 208L52 209V207H50V206H49ZM73 208H72V210H73ZM22 209H23V207H22ZM40 209H41L40 211L42 212L43 207L40 206ZM45 209L43 211H45ZM50 209L48 211H50ZM72 210H70L71 214L74 212V210H73V212H72ZM46 211H45V214L47 213ZM52 211H54V210L52 209ZM52 211L50 212L51 215L48 212V215L51 216L50 218H52V219L54 217L56 218L57 215L59 216L60 214H62V213L58 214L61 211V210L60 211L58 210V213H56L57 215L55 214L56 216H54L52 214ZM55 211L53 213H55ZM43 213L42 214H38V215L36 213L35 215H32V216H39V218H40V216L41 217L43 216L42 218L44 219V221H45V219L47 221L49 216L46 214L47 216L45 215L46 217H44ZM67 214L70 215V218H68L69 216L67 217ZM73 215H75V212H74ZM18 216H20V214L19 215L16 214L15 217H14L16 219L18 218V221L16 223L13 221V224L15 223L14 225L16 227H17L18 222L20 223V221H19L20 217H18ZM28 216H30V215H28ZM32 216H30V217H32ZM27 218H29V217H27ZM27 218L24 217V219H23V217L21 215L22 223H25V219H27ZM32 218L34 220V217H32ZM36 218L37 217H35V219ZM42 218H40V222H41ZM16 219H15V221H16ZM22 219L24 220V222H23ZM43 219H42V222H41L42 224L44 223ZM52 219H51V221H52ZM1 220H4V219H1ZM29 220H31V218ZM53 220H55V219H53ZM35 221H33L34 224L37 223L36 226H38V221L39 220L36 219ZM56 221H57V219H56ZM29 222L30 223H28V225H31V221H29ZM26 223H25V225H26ZM41 223H40V225H41ZM66 223H64V224H66ZM13 224H11L12 227L14 226ZM53 224H55V222H53ZM43 225H41V226H43ZM46 225H49V224H46ZM46 225H44V226H46ZM22 226H24V224H22ZM32 226H34V225H32ZM49 226H51V224ZM49 226H47V227L50 228ZM40 228H38V229H40ZM53 228L51 227V229H53ZM15 229H13L12 231H14ZM45 229L41 230V233H43L44 231L47 230V229L46 230ZM247 229H244V230H247ZM49 230L50 229H48L46 233H48ZM55 230L54 231L51 230V232L52 231L56 232ZM57 230H58V226H57ZM49 234H50V232H49ZM49 234H47V235H49ZM43 236H46V235H43ZM50 236H46V238H49ZM29 237H30V235H29ZM39 237H41V236H38L37 238H39ZM32 238L33 237L30 238V241L32 240L31 242L35 243V241H38V240L34 241V238L33 239ZM47 240L48 239H46V241ZM29 243L30 242L28 241V244ZM30 244H32V243H30ZM251 245H249V246L251 247ZM36 247H34V248L36 249ZM34 248H32V249H34ZM32 253L34 254V252H32ZM87 255H89V254H87ZM92 255H89V256L91 257ZM115 256H117V255H114V257ZM95 257H96V255L94 256V259H95ZM149 257H150V255H149ZM158 257H155V258L158 259ZM193 257H194V255H193ZM104 258H105V256L103 257V259ZM123 258H124V256H123ZM146 258H148V257H146ZM39 259L43 260L42 258H40V256H39ZM75 259H76L75 261L77 263V258H75ZM87 259H90V258H87ZM91 259H93V258H91ZM100 260H102V259H100ZM141 260H142V262H144L142 258H141ZM72 261H73V259H72ZM96 261H99V259L96 260ZM114 261H115V259H114ZM81 262H84V261H80L78 264H80ZM91 262H92V260H91ZM91 262L89 261V263H91ZM147 262H150V260L147 261ZM152 262L153 261H151V263ZM189 262L191 263L192 261H189ZM2 263L4 264L3 261H1L0 264H2ZM73 263H75V262H73ZM99 263H100V261H99ZM102 263H105V262L103 261ZM106 263H108V262H106ZM118 264H121V263H118ZM125 264H127V263H125ZM262 264H264V263H262Z\"/></svg>",
    "mask_w": 264,
    "mask_h": 264
}]
</instances>
